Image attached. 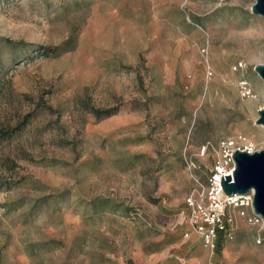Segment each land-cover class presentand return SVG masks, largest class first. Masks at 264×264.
Instances as JSON below:
<instances>
[{"label":"rangeland","instance_id":"374dc122","mask_svg":"<svg viewBox=\"0 0 264 264\" xmlns=\"http://www.w3.org/2000/svg\"><path fill=\"white\" fill-rule=\"evenodd\" d=\"M255 2L0 0V264H264L263 228L231 208L212 250L186 205L219 140L264 149Z\"/></svg>","mask_w":264,"mask_h":264},{"label":"built area","instance_id":"2783aa9c","mask_svg":"<svg viewBox=\"0 0 264 264\" xmlns=\"http://www.w3.org/2000/svg\"><path fill=\"white\" fill-rule=\"evenodd\" d=\"M236 150L248 153L258 151L255 144L243 134L219 140L214 147L205 184L186 198L189 209L187 221L200 235L205 246L212 250L218 246L221 234L228 231L230 222L226 213L231 208L237 209L250 224L261 228L264 226L263 217L253 208V190L245 194L226 195L221 186L222 175L224 179V175L230 174V177H233V170L236 167L232 155Z\"/></svg>","mask_w":264,"mask_h":264},{"label":"water","instance_id":"95a60500","mask_svg":"<svg viewBox=\"0 0 264 264\" xmlns=\"http://www.w3.org/2000/svg\"><path fill=\"white\" fill-rule=\"evenodd\" d=\"M251 11L254 14L264 16V0H256ZM255 71L264 80V64H256ZM257 125L264 126V108L258 110ZM235 169L233 177L224 175L221 178V186L226 195L245 194L253 190V208L264 219V149L254 153L236 150L233 153ZM264 230V226H263Z\"/></svg>","mask_w":264,"mask_h":264},{"label":"bare ground","instance_id":"6f19581e","mask_svg":"<svg viewBox=\"0 0 264 264\" xmlns=\"http://www.w3.org/2000/svg\"><path fill=\"white\" fill-rule=\"evenodd\" d=\"M234 2H235V1H234ZM234 2H233V4H234ZM236 2H237V1H236ZM236 2H235V3H236ZM245 4H246V3H245ZM245 4H244V5H245ZM229 7H230V6H229ZM236 8H237V9H241V8L243 9V6H241V5L238 4ZM236 11H237V10H236ZM240 11H241V10H240ZM237 19H238V18H237ZM235 20H236V19H235ZM240 20H241V19H240ZM222 22H223V21H222ZM222 22H221V23H222ZM224 22H225V21H224ZM263 22H264V20H263ZM230 24H231V23H230ZM238 26H239V23H237V22H234V23L231 24V27H238ZM263 30H264V29H263ZM222 31H223V30H222ZM224 32H225V31H224ZM236 35H237V34H236ZM235 37H236V36H235ZM240 37H241V36H240ZM233 38H234V37H233ZM222 42H223V41H222ZM229 44H230V43H229ZM231 44H233V43H231ZM235 44H236V43H235ZM240 64H241V63H240ZM241 65H242V64H241ZM242 66H243V65H242ZM238 67H239V65H238ZM238 67H237V68H238ZM236 70H237V69H236ZM231 76H232V75H231ZM221 78H222V77H221ZM223 80H224V79H223ZM244 84H247V83H244ZM241 85H242V84H241ZM251 135H252V134H251Z\"/></svg>","mask_w":264,"mask_h":264},{"label":"trees","instance_id":"16d2710c","mask_svg":"<svg viewBox=\"0 0 264 264\" xmlns=\"http://www.w3.org/2000/svg\"><path fill=\"white\" fill-rule=\"evenodd\" d=\"M219 245H221V244H219Z\"/></svg>","mask_w":264,"mask_h":264}]
</instances>
